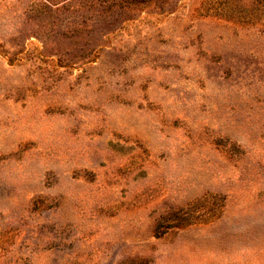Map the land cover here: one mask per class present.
Returning <instances> with one entry per match:
<instances>
[{
    "label": "rangeland",
    "instance_id": "1",
    "mask_svg": "<svg viewBox=\"0 0 264 264\" xmlns=\"http://www.w3.org/2000/svg\"><path fill=\"white\" fill-rule=\"evenodd\" d=\"M0 264H264V0H0Z\"/></svg>",
    "mask_w": 264,
    "mask_h": 264
}]
</instances>
